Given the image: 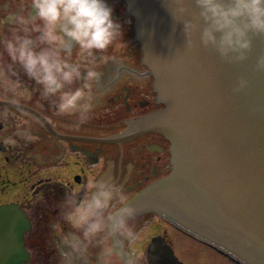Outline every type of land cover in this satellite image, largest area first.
<instances>
[{
    "label": "water",
    "instance_id": "95a60500",
    "mask_svg": "<svg viewBox=\"0 0 264 264\" xmlns=\"http://www.w3.org/2000/svg\"><path fill=\"white\" fill-rule=\"evenodd\" d=\"M125 1L162 104L142 125L169 140L171 163L129 202L237 264H264V72L255 70L264 38L253 39L243 62L226 63L195 35L186 47L182 21L190 17L176 11L177 0ZM240 78L247 86L234 92ZM28 228L16 206L0 205V264H24ZM146 259L183 264L161 236L151 238Z\"/></svg>",
    "mask_w": 264,
    "mask_h": 264
},
{
    "label": "flooded vegetation",
    "instance_id": "af4514ba",
    "mask_svg": "<svg viewBox=\"0 0 264 264\" xmlns=\"http://www.w3.org/2000/svg\"><path fill=\"white\" fill-rule=\"evenodd\" d=\"M106 3L113 8V18L121 24L124 39L102 54L111 57L107 63L96 62L101 78L93 86L96 100L86 122L80 123L75 116L56 115L54 106L41 99L38 86L17 67L16 78L26 93L20 108L6 106L10 119L7 124H0V140L21 125L29 126L36 140L28 144L21 142L15 148L0 143V205L16 206L29 222L23 234L27 253L24 264H61L57 239L67 230L60 209L67 192L107 175L122 185L129 201L171 169L169 140L142 125L143 119L162 104L153 89V76L142 60L134 19L125 0H106ZM29 4L30 0H0V17L21 9V14L27 15ZM10 30L8 25H0V40ZM4 108L0 105V110ZM144 214L153 218L143 220ZM151 220L190 236L154 211L137 213L136 233L143 221ZM155 236L163 237L171 247L166 233L156 231L145 244L140 241L126 244L123 254L136 257L137 264H142L141 260L147 264V246ZM98 252L99 248L93 244L85 260H74V264H96ZM112 260L113 264H124L119 256H113Z\"/></svg>",
    "mask_w": 264,
    "mask_h": 264
},
{
    "label": "clouds",
    "instance_id": "9594fccd",
    "mask_svg": "<svg viewBox=\"0 0 264 264\" xmlns=\"http://www.w3.org/2000/svg\"><path fill=\"white\" fill-rule=\"evenodd\" d=\"M28 7L27 15L21 9L0 17V25L11 29L0 40V105L5 106L0 124L10 119L6 106L20 108L26 93L16 78L17 67L38 86L41 99L54 106L56 115L75 116L84 123L96 100L93 86L101 78L96 62L111 59L102 54L124 39L121 24L106 0H30ZM176 11L190 17L182 21L186 47H194L195 35L200 47L212 49L226 63L243 62L253 39L264 38V0H177ZM255 70L264 72V54ZM247 83L240 78L233 91ZM34 140L31 128L21 125L0 143L15 148ZM60 209L67 225L57 239L61 264L84 261L93 244L99 248L96 264H113V256L137 264L136 257L122 252L137 238V209L111 177H95L67 192Z\"/></svg>",
    "mask_w": 264,
    "mask_h": 264
},
{
    "label": "rangeland",
    "instance_id": "374dc122",
    "mask_svg": "<svg viewBox=\"0 0 264 264\" xmlns=\"http://www.w3.org/2000/svg\"><path fill=\"white\" fill-rule=\"evenodd\" d=\"M143 220L152 219L151 214L142 215ZM151 220L149 223L143 221L136 240L145 244V241L156 231L166 233L167 240L171 243V247L175 255L184 262V264H234L224 256H221L213 249L196 242L194 237H190L181 231L168 229L164 225L156 224ZM156 230V231H154ZM194 238V239H193ZM142 264L144 263L141 260Z\"/></svg>",
    "mask_w": 264,
    "mask_h": 264
},
{
    "label": "bare ground",
    "instance_id": "6f19581e",
    "mask_svg": "<svg viewBox=\"0 0 264 264\" xmlns=\"http://www.w3.org/2000/svg\"><path fill=\"white\" fill-rule=\"evenodd\" d=\"M134 196H135V195H134ZM134 196H133V197H134ZM25 231H26V230H25ZM25 231H24V232H25ZM24 232H23V234H24ZM23 234H22V241H23Z\"/></svg>",
    "mask_w": 264,
    "mask_h": 264
}]
</instances>
